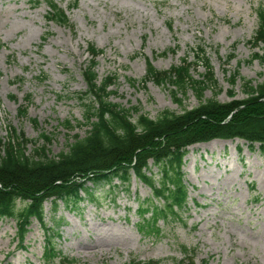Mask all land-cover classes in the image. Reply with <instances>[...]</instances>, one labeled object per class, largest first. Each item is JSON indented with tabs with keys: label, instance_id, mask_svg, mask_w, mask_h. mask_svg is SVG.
<instances>
[{
	"label": "rangeland",
	"instance_id": "obj_1",
	"mask_svg": "<svg viewBox=\"0 0 264 264\" xmlns=\"http://www.w3.org/2000/svg\"><path fill=\"white\" fill-rule=\"evenodd\" d=\"M33 1L0 0V139L14 126L32 140L28 154L42 144L41 133L50 135L46 145L53 155L67 150L73 133L83 136L88 129L76 121H83L78 95L86 84L79 70L90 59V44L103 49L96 57L99 79L118 75L109 87L110 99L123 106L139 104L152 118L197 101L190 89L177 104L164 86L128 84L126 77L145 74V58L168 69L203 47L216 81L203 97L220 102L230 99L225 77L233 69L252 84L264 82V61L249 60L264 46L248 42L256 28L254 9L264 8V0H53L69 26L46 20L47 4ZM230 52L233 57L224 61ZM190 72L197 78L203 68L197 64ZM231 90L234 98L244 96L238 78ZM25 104L22 117L17 111ZM65 119L74 124L68 132L60 124ZM185 151L181 170L187 208L159 217L158 231L137 224L138 202L150 188L132 176L114 192L108 183L99 184L92 188L96 202L72 209L62 203L54 209L46 201L45 228L34 220L24 248L17 245L15 221L0 220V264L44 263V240L51 234L46 228L58 230L51 241L58 254L54 262L66 257L74 264H126L134 258L178 264L189 257L193 264H264V148L233 138L194 143Z\"/></svg>",
	"mask_w": 264,
	"mask_h": 264
},
{
	"label": "trees",
	"instance_id": "obj_2",
	"mask_svg": "<svg viewBox=\"0 0 264 264\" xmlns=\"http://www.w3.org/2000/svg\"><path fill=\"white\" fill-rule=\"evenodd\" d=\"M41 2L48 6L46 20L69 26L66 13L53 0H34L33 4ZM254 13L256 28L248 42L252 46H264V8L257 6ZM87 52L90 59L79 70L86 84V89L78 95L84 106L83 121H76L77 125L88 126L83 136L73 133L67 150L53 155L46 145L51 137L45 133L40 134L42 144L30 154L26 153V145L32 140L14 126L9 125L6 139H0V220L15 221V238L21 248L25 247V236L34 220L45 228L43 204L46 201L49 200L54 209L59 203L72 209L96 202L99 196L94 195L92 188L99 184L108 183V191L114 192L128 185L132 176L150 188V195L138 202L141 221L137 224L149 231H158L159 217L176 215L187 208V188L181 170L187 146L212 139L237 138L248 147L256 143L260 149L264 148V82L252 84L233 69L225 77L226 82L232 88L238 78L243 97L234 98L231 88L227 93L228 101L203 97L207 86L216 88L203 47H196L191 60L182 56L168 69H158L145 58V74L139 79L125 78L130 85L139 83L144 87L150 81L164 86L177 104L188 89L192 90L197 101L194 106L179 112L164 109L154 118L143 112L139 104L123 106L112 101L113 91L109 87L117 81L118 75L112 72L99 79L96 57L103 49L90 44ZM232 57L230 52L223 60ZM253 59L264 61V50L253 52L249 60ZM197 64L202 66L203 72L194 78L190 70ZM40 73L46 76L43 70ZM30 98L28 94L25 100L29 102ZM17 113L25 117L27 105L19 106ZM31 121L36 125V119ZM60 124L67 132L74 128L70 119ZM17 201L23 205L17 206ZM53 230L45 229L51 232V239L48 234L45 236V259L39 264H74L73 259L66 257L53 261L58 255L51 243L58 230ZM158 263V260L133 258L126 264ZM178 264L193 262L186 257Z\"/></svg>",
	"mask_w": 264,
	"mask_h": 264
},
{
	"label": "bare ground",
	"instance_id": "obj_3",
	"mask_svg": "<svg viewBox=\"0 0 264 264\" xmlns=\"http://www.w3.org/2000/svg\"><path fill=\"white\" fill-rule=\"evenodd\" d=\"M87 247V246H86ZM99 247V246H98Z\"/></svg>",
	"mask_w": 264,
	"mask_h": 264
}]
</instances>
